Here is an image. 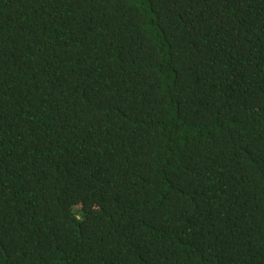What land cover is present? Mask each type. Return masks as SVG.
<instances>
[{"label":"trees","instance_id":"obj_1","mask_svg":"<svg viewBox=\"0 0 264 264\" xmlns=\"http://www.w3.org/2000/svg\"><path fill=\"white\" fill-rule=\"evenodd\" d=\"M0 264H264V0H0Z\"/></svg>","mask_w":264,"mask_h":264}]
</instances>
